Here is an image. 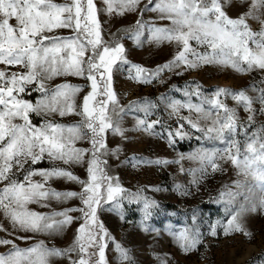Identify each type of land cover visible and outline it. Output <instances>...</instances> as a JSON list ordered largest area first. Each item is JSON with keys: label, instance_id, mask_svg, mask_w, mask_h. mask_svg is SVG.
Wrapping results in <instances>:
<instances>
[{"label": "snow or ice", "instance_id": "1", "mask_svg": "<svg viewBox=\"0 0 264 264\" xmlns=\"http://www.w3.org/2000/svg\"><path fill=\"white\" fill-rule=\"evenodd\" d=\"M232 7L233 0L226 4L222 0H100V4L96 0H0V214L8 222L0 221L4 233L0 246L7 249L0 253V264H53L54 260L109 264V241L115 244L118 260L132 264L128 250L110 235L99 214L107 206L124 221V202L135 203L144 230L158 231L149 229L147 222L159 205L143 194L145 189L130 191L109 171L107 157L119 159L122 151L120 145L108 146L109 133L123 140L129 139V131L159 135L169 146L193 133L200 134L198 139L221 142L223 148L201 147L187 154V159L202 165L189 171L206 176L207 166L212 171L221 168L219 160L257 182L258 198L242 192L239 180L233 182L235 191H221L225 219L209 225L213 238L237 234L251 238L247 218L264 213V122L251 135L247 129L255 126L258 115L264 116V88L256 89L259 95L255 99L243 89L225 87H216L208 95L200 83L187 81L182 100L161 94L156 100L141 98L125 106L113 87L116 70L126 71L128 79L140 84L165 83V72L182 76L205 65L230 67L240 74H264V0H239L236 8L242 10L235 16L226 11ZM146 12L157 16L145 21ZM125 13H135L137 19L126 28L106 33L104 24L114 14ZM101 14L108 21H102ZM251 22L258 27L253 28ZM144 30L149 33V43L176 45L171 59L154 69L130 62L123 43L128 38L140 46ZM199 47L206 50L200 52ZM68 77L84 83L73 84ZM57 78L61 82L52 83ZM170 91L181 89L172 85ZM33 92L35 101L25 98ZM229 97L237 107L243 106L245 118L239 116L237 107L226 103ZM160 104L175 119V129L159 117L151 119ZM129 113L135 120L131 129L123 127V117ZM33 115L40 118L38 124L33 123ZM65 117L77 119L64 123ZM242 128L246 137L243 151L235 138ZM184 158L181 154L180 159ZM44 161L49 166L38 167ZM128 161L134 167L180 162L135 154ZM74 167L83 168L85 175H77ZM55 180L74 183L78 190H59L52 186ZM176 187L190 194L182 185ZM148 190L159 188L149 186ZM72 200L78 203L54 207ZM32 204L47 211L32 209ZM192 220L196 221L195 214ZM73 224V239L64 247L35 240L37 235L54 239ZM173 234L185 253L196 250L204 235L195 224ZM17 240L34 242L22 248ZM158 259L159 264H170L167 256Z\"/></svg>", "mask_w": 264, "mask_h": 264}, {"label": "rangeland", "instance_id": "2", "mask_svg": "<svg viewBox=\"0 0 264 264\" xmlns=\"http://www.w3.org/2000/svg\"><path fill=\"white\" fill-rule=\"evenodd\" d=\"M100 0H96L100 4ZM62 2V0H57ZM146 2V0H145ZM227 3V0H222ZM155 3V0H153ZM239 0H233V7L226 8L228 14L235 16L238 10L236 4ZM157 16L155 12L144 13V20L151 21ZM102 21H108L106 15L101 14ZM137 19L135 13H125L123 16L114 14L110 23L104 24L105 32L109 30L116 32L118 28H126L133 24ZM166 23V22H164ZM253 28H257L254 22H251ZM67 34V30H61ZM149 33L144 30L141 36V45L138 46L133 40L125 38L123 43L127 50V58L130 62L140 64L146 68L154 69L157 65L163 64L171 59L176 50L175 43L163 42L160 45L154 42H148ZM193 47H196L195 42H192ZM203 52L205 47L197 48ZM127 67V66H125ZM62 78H57L52 83H60ZM69 82L73 84H83L84 81L78 78L68 77ZM162 79L165 83L154 81L151 84L135 83L128 79L127 72L116 70L114 72L113 87L120 98L122 105H128L130 101L148 98L156 100L161 94H168L175 99H184L183 88L187 81H197L202 85L206 94L211 95L216 87H225L233 90H245L246 95L255 99L259 95L256 89L264 88L261 80L264 79V74L259 71H253L248 74H240L232 70L230 67H219L216 65H205L196 70L186 71L182 76H177L168 72L162 74ZM172 85L180 87L181 91H170ZM255 85V88L253 87ZM37 94L33 92L31 96L25 95L26 99L35 101ZM193 101L196 98L193 97ZM158 102V101H157ZM159 103V102H158ZM226 103L230 107H237L236 102L230 97ZM253 107L259 108L258 103H254ZM237 111L241 118L246 117L243 106L237 107ZM187 115L185 111L183 113ZM142 115V114H137ZM163 122L175 129L176 123L174 118H169L168 112L164 105L160 104L159 111L156 116ZM33 123H39L40 118L33 115ZM60 120L59 117H56ZM76 117H65L62 122L71 123ZM264 122V116H257L256 124L253 128H248V134L259 128ZM135 123L133 114L129 113L123 117V127L131 129ZM157 132L161 129L157 126ZM245 129H240L236 135V139L241 143V151H243L245 137ZM128 140H123L120 136L108 134V146L114 148L120 145L122 151L119 159L109 156L107 157L109 171L113 175H118L120 183L130 191H136L138 188L145 189L144 195L157 201L159 207L154 210L152 218L147 222L149 229L145 231L140 225V213L138 205L135 203L129 204L124 202L125 220L122 221L116 212H111L105 209L100 212L99 218L102 220L108 229L110 235L115 238V241L120 243L128 250L132 264H159V259L164 256L169 258L170 264H264V213L253 214L246 220V228L251 231L252 236L246 239L243 235H220L213 238L209 235V225L222 221L224 217V208L219 202V194L221 191L227 192L229 189L235 191L234 181L241 182V191L258 198L261 193L257 182L251 176H245L240 173L231 163L219 161L221 168L212 171L210 166H207V175L201 176L199 171L194 174L189 169H199L202 167L199 161L187 159V154L201 147L207 149L223 148L224 145L219 141H208L206 139H198L199 133H193L191 136L183 139L177 138L174 145L169 146L167 140L159 135H148L142 132L129 131L126 133ZM133 154L143 156L150 159H168L170 161L180 160L179 163H170L167 165H144L133 162H126V158H130ZM181 154L185 156L180 159ZM46 161L40 163L38 167H48ZM206 166V165H205ZM183 167L184 172H180ZM73 171L83 177L84 169L74 167ZM39 179V177H36ZM196 180L197 183H193ZM177 185H182L183 190L190 194H183L177 190ZM52 186L59 189H77L78 186L74 183H68L63 180H55ZM149 186L153 189L159 188V191L148 190ZM226 198V197H225ZM78 201L72 200L64 205H55L54 207L74 206ZM30 208L38 211H47L40 209L37 205H29ZM195 214L196 221L193 222L192 217ZM76 215V213H73ZM0 221L7 224L0 214ZM195 224L204 235L202 242L197 246L196 250L185 253L179 246V241L173 234V231H179L184 227L192 228ZM76 225L73 224L64 233L49 239L46 236L37 235L35 240L45 239L49 244L55 243L59 247L68 245L72 239ZM172 229L173 231H169ZM4 233L0 232V236ZM31 235V234H29ZM34 241L17 240L16 243L20 247H27ZM7 249L0 246V253ZM106 255L109 264H122L117 258L115 252V244L109 241ZM53 264H64V261L54 260Z\"/></svg>", "mask_w": 264, "mask_h": 264}, {"label": "bare ground", "instance_id": "3", "mask_svg": "<svg viewBox=\"0 0 264 264\" xmlns=\"http://www.w3.org/2000/svg\"><path fill=\"white\" fill-rule=\"evenodd\" d=\"M100 2V1H99Z\"/></svg>", "mask_w": 264, "mask_h": 264}]
</instances>
